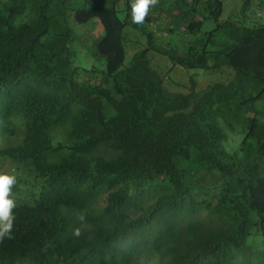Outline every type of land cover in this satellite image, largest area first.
I'll return each mask as SVG.
<instances>
[{"label":"trees","instance_id":"obj_1","mask_svg":"<svg viewBox=\"0 0 264 264\" xmlns=\"http://www.w3.org/2000/svg\"><path fill=\"white\" fill-rule=\"evenodd\" d=\"M132 2L0 0V264H264V25ZM166 59L214 77L172 93Z\"/></svg>","mask_w":264,"mask_h":264},{"label":"rangeland","instance_id":"obj_2","mask_svg":"<svg viewBox=\"0 0 264 264\" xmlns=\"http://www.w3.org/2000/svg\"><path fill=\"white\" fill-rule=\"evenodd\" d=\"M224 3V13L222 16L223 20H235L243 22L247 25L260 26L264 25V1L263 0H221ZM262 11V12H260ZM214 26L212 22H205V29H212ZM163 59V56H158ZM166 58V57H165ZM86 65H101L94 61L91 58H80ZM168 67L166 68V72L171 77L173 83H167V89L172 93H186L191 86V80H195L198 84V88L201 89V85H206V83H211V79L214 77L212 72L206 71H198L189 72L186 74L180 73L178 68H173L168 59ZM173 68V69H171ZM171 69V70H170ZM209 85V84H208ZM207 85V86H208ZM206 86V87H207ZM205 87V88H206ZM183 88H186L184 91ZM264 243V235L261 233H257L251 237L249 241V246L252 249L262 248Z\"/></svg>","mask_w":264,"mask_h":264},{"label":"clouds","instance_id":"obj_3","mask_svg":"<svg viewBox=\"0 0 264 264\" xmlns=\"http://www.w3.org/2000/svg\"><path fill=\"white\" fill-rule=\"evenodd\" d=\"M160 0H133L131 4V21L134 24H143L151 10L157 7ZM17 184V176L14 174L0 173V243L6 238L13 239L14 223L16 215L14 210L17 202L13 198V188ZM75 236H80L77 228Z\"/></svg>","mask_w":264,"mask_h":264}]
</instances>
